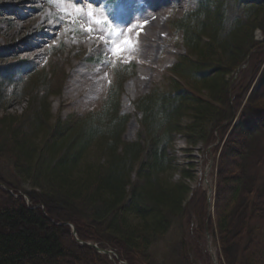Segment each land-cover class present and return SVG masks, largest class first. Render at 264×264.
I'll use <instances>...</instances> for the list:
<instances>
[{
  "label": "trees",
  "instance_id": "obj_1",
  "mask_svg": "<svg viewBox=\"0 0 264 264\" xmlns=\"http://www.w3.org/2000/svg\"><path fill=\"white\" fill-rule=\"evenodd\" d=\"M196 2L173 21L187 52L171 71L170 90L135 103L137 142L120 143L128 120L120 116L121 79L100 113L65 133L51 123L49 103L66 83L63 63L16 89L0 85V108L13 98L27 104L20 115L0 117V264H116L88 244L114 249L128 264H157L153 245L181 219L190 194L199 193L189 177L178 184L165 179L174 165L168 156L174 134L215 145L216 153L221 148L215 224L221 264H264V40L255 37L258 31L264 37V4ZM250 58V80L234 82L231 96L233 83L224 79ZM182 115L190 120L185 126ZM93 142L105 152L103 163L87 158ZM6 166L14 182L2 173ZM183 245V263L193 264Z\"/></svg>",
  "mask_w": 264,
  "mask_h": 264
},
{
  "label": "rangeland",
  "instance_id": "obj_2",
  "mask_svg": "<svg viewBox=\"0 0 264 264\" xmlns=\"http://www.w3.org/2000/svg\"><path fill=\"white\" fill-rule=\"evenodd\" d=\"M25 1V9H18L14 15L10 9L13 5L17 7L16 1L0 0V68L11 69V72L13 70L16 72V79L19 80L26 79L34 72L35 76L37 72L50 71L49 69L60 67L62 63L65 65L69 79L64 92L49 99L51 123L59 127V131L63 133L67 128H77L79 123L90 115L98 114L107 102L109 88L121 79L120 115L128 119L122 141L136 142L141 130L139 123L141 115L136 111L134 104L145 95L153 92L161 94L170 90L169 83L173 79L171 71L179 57L187 52L182 45V34L173 30V21L194 11L197 7L196 0ZM242 2L246 5L252 2L264 4V0H242ZM25 14L30 15L27 19L29 22L39 16L40 19H44V23H51L58 28L57 31H42L50 36L46 43H43L44 38L41 36L28 40L34 45L41 46L33 53L25 52L23 45L19 46L21 51L18 52L12 51L10 46L16 41L12 38L15 34L14 30L25 23L23 22ZM31 31L33 34L39 33L35 26L31 27ZM136 32L139 34L135 35ZM161 34L163 36L158 40ZM255 37L257 41L264 40L260 31ZM146 43H150L151 47L144 54L143 45ZM48 47L51 49L45 56V49ZM117 50L121 51L117 53ZM38 53L43 55L40 57L34 55ZM82 55H87L86 62L81 63ZM88 60L91 63H88ZM130 63L137 68L134 78H138V84L132 105L126 108L123 103L125 85L134 79L127 75L131 68L127 65ZM118 66L121 72H115ZM246 67L251 68L249 65ZM78 72H84L86 78H92L93 81L90 80L89 83L85 78L84 83L91 85L93 82V89L99 91L94 92L92 96L96 98L95 93H98V99H89L86 91L79 93L77 97H72L76 94L74 88L66 91L67 87L76 82L75 75ZM104 72H107L109 81L102 83V86L95 85V81L105 77ZM149 77H152L151 81L147 80ZM224 80L226 84L228 82L232 86L230 74H227ZM16 101L13 98L2 102L0 117L4 114L20 115L27 104ZM187 115L181 117L182 126L190 122ZM132 119H135L137 128L135 133L130 135L129 124ZM209 128L210 126L205 127L206 130ZM186 136V134L173 135L170 158L174 161V165L171 173L165 175V179L170 183L178 184L184 176L189 177L186 178V183L191 191L198 190L199 193L190 194L183 216L164 238L154 244L151 254L157 264H184L179 256L181 245L184 244L187 246V251L189 250L188 256L193 264H221L223 257L215 228L216 198L214 202L211 201L216 190V156L218 159L221 148L216 153L215 147H206L203 142L190 144ZM99 147L98 142H93L86 154L89 161L93 163L98 159H101L102 163L105 161V152ZM9 169V166H6V169H2V173L8 181L14 182L15 179L7 176ZM259 172L260 176L263 175L260 178H264V167L259 169ZM133 180L135 181L136 178ZM26 189H30L28 184ZM204 192L207 194V200L203 196ZM199 220L200 224H198ZM193 235L196 236L197 246L191 240Z\"/></svg>",
  "mask_w": 264,
  "mask_h": 264
},
{
  "label": "bare ground",
  "instance_id": "obj_3",
  "mask_svg": "<svg viewBox=\"0 0 264 264\" xmlns=\"http://www.w3.org/2000/svg\"><path fill=\"white\" fill-rule=\"evenodd\" d=\"M14 1H16V8H15V6L13 5V7H11V9H10V11H12L11 13H13L14 15H16L14 12L15 11H17L18 9H22V8H24L25 9V3H26V1L25 0H14ZM157 6H160V5H157ZM30 18V15H28V14H25L24 15V20H23V22H25L24 24H22V25H20L19 27H18V29H15L14 30V32H15V34L13 35V39L14 40H16L15 42H13V43H11L12 45H10L11 46V49H12V51H14V52H18V51H21V48H19V46L20 45H23V47H24V50H25V52H27V53H29V52H31V53H33L34 52V50L36 49V48H38L39 46H37V45H34V43H30V42H28V40H30V39H35L34 37H37V36H41L42 35V31L43 30H46V29H54L55 28V26L53 25V24H51V23H44L45 21H44V19H40V17L39 16H36L34 19H32V20H30V22L27 20V19H29ZM26 19V20H25ZM34 23H33V22ZM29 22V23H28ZM33 24V25H32ZM32 26H35L36 27V29L38 30V34L36 33V34H33V32L31 31V27ZM152 26H153V24H152ZM17 27V26H16ZM35 29V28H34ZM138 32V31H137ZM137 32L135 33V35H138L137 34ZM145 36H147V34L145 35ZM162 34L158 37V40H160L161 38H162ZM41 37H45V36H41ZM183 45V44H182ZM151 47V44L150 43H146V44H144L143 45V50H144V54L146 53V50L147 49H149ZM184 47V46H183ZM184 49H185V47H184ZM22 54H25L24 52H22ZM250 54L251 53H247V56H246V58H245V60L244 61H246V59H248L249 58V56H250ZM34 55H36V56H38V57H40L41 56V54H34ZM37 57V58H38ZM24 58H22V60H23ZM152 64V63H151ZM5 74V76H3ZM75 78H76V82L74 83V84H72V85H70V88H74V91H75V93L77 94V95H75L74 94V96H72V97H77L78 96V94L79 93H81V92H83V91H86L87 92V97L89 98V99H92V94H93V87H92V85H93V82H92V84L91 85H87L86 83H84V81H85V78H86V75H85V73L84 72H81V73H79L78 72V74L77 75H75ZM151 78L152 77H149V78H147V80L149 81H151ZM86 79H88V83L90 82V80H92V78L91 77H87ZM93 81V80H92ZM0 83H2V84H4V85H6V86H8V88L9 89H16L17 88V86H18V84H19V82H18V79H16V72H14L13 70H12V72H11V69H6V70H3V68H0ZM1 84V85H2ZM137 84H138V78H134V79H132L131 81H128L127 83H126V85H125V92H124V94H123V103L125 104L124 106H126V108H127V106L129 105H132V100L134 99V94H135V91H136V86H137ZM145 85H147V83L145 84ZM233 88L231 89L232 90V93H231V96H233L234 95V93H235V91H236V87H238V86H235V83H234V81H233ZM114 89V88H113ZM112 89V90H113ZM112 90H111V92H112ZM182 120V119H181ZM240 123V121H239V119L238 118H235L234 119V121H233V124H232V127L233 126H235V125H237V124H239ZM136 128H137V123H136V121H135V119H132V121L130 122V124H129V133H130V135H133L134 133H135V131H136ZM125 130H126V127L124 128ZM125 130H124V133H125ZM231 130V129H230ZM141 132H142V128H141V130H140V132H139V134H138V140L137 141H139V135L141 134ZM124 133H123V135H124ZM122 139H123V137H122ZM193 140L194 139H188L187 141L190 143V144H193L192 142H193ZM136 141V142H137ZM121 145L123 144V141L121 140ZM171 144H172V141L170 142ZM170 144V145H171ZM168 156L169 157H171V155H170V149L168 150ZM172 160V159H171ZM173 161V160H172ZM173 163H174V161H173ZM215 198H216V190H215V195H214V198L213 199H211V201L213 200V202L215 201ZM206 200H207V194H206ZM70 227L72 228V230H73V232H74V234L76 235V232H75V228L73 227V225H70ZM81 243V242H80ZM82 244V243H81ZM154 246V245H153ZM185 248H187V246L186 245H183ZM102 249V248H101ZM103 250V249H102ZM104 251V250H103ZM99 252H101V251H99ZM105 252V251H104ZM182 254H183V251H182V247L180 248V254H179V256H181V258L183 259V256H182ZM117 260L119 261V257H117ZM121 261V260H120ZM122 262V261H121ZM123 264H127V263H123Z\"/></svg>",
  "mask_w": 264,
  "mask_h": 264
},
{
  "label": "snow or ice",
  "instance_id": "obj_4",
  "mask_svg": "<svg viewBox=\"0 0 264 264\" xmlns=\"http://www.w3.org/2000/svg\"><path fill=\"white\" fill-rule=\"evenodd\" d=\"M119 51H121V50H117V53H119Z\"/></svg>",
  "mask_w": 264,
  "mask_h": 264
}]
</instances>
